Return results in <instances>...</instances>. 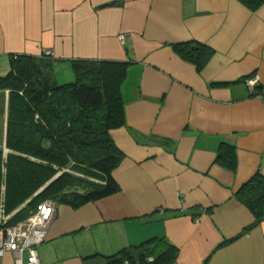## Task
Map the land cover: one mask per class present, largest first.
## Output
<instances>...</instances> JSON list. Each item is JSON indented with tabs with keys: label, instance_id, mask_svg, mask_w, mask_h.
Instances as JSON below:
<instances>
[{
	"label": "crops",
	"instance_id": "1",
	"mask_svg": "<svg viewBox=\"0 0 264 264\" xmlns=\"http://www.w3.org/2000/svg\"><path fill=\"white\" fill-rule=\"evenodd\" d=\"M213 49L201 69L174 42ZM51 52L48 57L43 52ZM11 53L42 59L58 83L74 78L71 60L129 62L121 85L126 125L109 133L124 153L112 171L117 192L71 207L57 203L41 264H84L153 236L178 247L174 264H264V220L230 242L254 216L234 191L264 173V3L239 0H0V74ZM41 64V62H40ZM8 89L0 90L4 152ZM233 144L236 170L215 161ZM16 208L7 215V223ZM0 264H14L7 251Z\"/></svg>",
	"mask_w": 264,
	"mask_h": 264
},
{
	"label": "trees",
	"instance_id": "2",
	"mask_svg": "<svg viewBox=\"0 0 264 264\" xmlns=\"http://www.w3.org/2000/svg\"><path fill=\"white\" fill-rule=\"evenodd\" d=\"M250 10L264 0H239ZM184 60L201 69L213 49L198 41L171 43ZM50 55V54H49ZM10 68L0 74L8 89L4 152L0 146V216L24 219L36 204L50 198L78 207L120 188L112 175L124 153L110 129L126 125L121 85L129 62L109 59L71 60L74 78L58 83L42 68V59L11 53ZM43 56L48 54L43 52ZM41 62V64H40ZM252 94L264 93L260 84ZM215 161L236 170L233 144L221 142ZM254 220L224 245L264 220V173L256 170L233 193ZM178 247L166 236H153L114 253H93L84 264H174Z\"/></svg>",
	"mask_w": 264,
	"mask_h": 264
},
{
	"label": "built area",
	"instance_id": "3",
	"mask_svg": "<svg viewBox=\"0 0 264 264\" xmlns=\"http://www.w3.org/2000/svg\"><path fill=\"white\" fill-rule=\"evenodd\" d=\"M45 54H51L49 50ZM259 73L255 72L244 78L246 86L253 91L259 83ZM259 96H261V93ZM257 94V95H258ZM56 203L50 198L36 204L27 217L13 224L7 223V215L0 216V255L11 252L14 264H41L38 246L46 238L49 225L54 217Z\"/></svg>",
	"mask_w": 264,
	"mask_h": 264
},
{
	"label": "rangeland",
	"instance_id": "4",
	"mask_svg": "<svg viewBox=\"0 0 264 264\" xmlns=\"http://www.w3.org/2000/svg\"><path fill=\"white\" fill-rule=\"evenodd\" d=\"M71 79H73V77Z\"/></svg>",
	"mask_w": 264,
	"mask_h": 264
}]
</instances>
